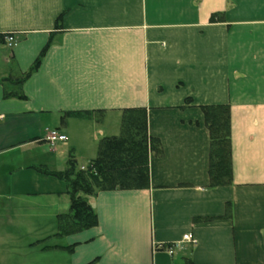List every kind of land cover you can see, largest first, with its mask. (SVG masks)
<instances>
[{
	"label": "crops",
	"instance_id": "1",
	"mask_svg": "<svg viewBox=\"0 0 264 264\" xmlns=\"http://www.w3.org/2000/svg\"><path fill=\"white\" fill-rule=\"evenodd\" d=\"M0 35V264H264V0H0ZM216 104L234 181L210 188ZM135 107L162 149L149 188L86 195L97 225L59 235L71 198L42 172L64 169L50 130L94 159Z\"/></svg>",
	"mask_w": 264,
	"mask_h": 264
},
{
	"label": "trees",
	"instance_id": "2",
	"mask_svg": "<svg viewBox=\"0 0 264 264\" xmlns=\"http://www.w3.org/2000/svg\"><path fill=\"white\" fill-rule=\"evenodd\" d=\"M59 22L60 18L57 27ZM0 37L4 39L2 35ZM47 48L43 49L26 77L38 69ZM201 109L210 134L209 187L230 186L234 181L231 107L229 104H216L204 105ZM122 113L120 134L106 136L99 141L97 155L85 170L78 169L76 159L71 154L65 170L42 171L63 179L69 187L70 210L58 217L59 235L76 233L97 225V214L86 195L100 191L149 188V157L151 152L161 154L160 141L149 134L146 108H128ZM71 114H64L63 120Z\"/></svg>",
	"mask_w": 264,
	"mask_h": 264
},
{
	"label": "rangeland",
	"instance_id": "3",
	"mask_svg": "<svg viewBox=\"0 0 264 264\" xmlns=\"http://www.w3.org/2000/svg\"><path fill=\"white\" fill-rule=\"evenodd\" d=\"M106 131L108 132V134H115V135H119L120 134V130H121V121L120 120H111V122H109L108 124V127H105ZM52 130H50L51 132ZM77 133L76 135V138L78 140H80V137L82 135H85L82 133L81 129L80 128H76L75 131ZM94 132H95V129H94ZM95 134L97 135V133L95 132ZM82 144H81V148L82 150H85V145H84V142L80 141ZM98 147V143L97 145H95ZM96 147V149H97ZM55 153L57 152L59 155H61L62 152L65 153V156H64V160H63V163L62 165L60 166H64V169L65 170L67 167H68V161H69V158L71 156V154L74 156V158L76 159V163H77V167L78 169L80 168L81 165L85 164V166L87 167L89 164H90V161L92 160L91 158L90 159H82L81 158V155H75L73 152H72V149L70 148V150H68V147H63L61 148V144L60 142H57L56 143V149H55ZM87 154L90 153V151H86ZM76 156V157H75ZM66 164V165H65ZM62 168V167H61Z\"/></svg>",
	"mask_w": 264,
	"mask_h": 264
},
{
	"label": "built area",
	"instance_id": "4",
	"mask_svg": "<svg viewBox=\"0 0 264 264\" xmlns=\"http://www.w3.org/2000/svg\"><path fill=\"white\" fill-rule=\"evenodd\" d=\"M7 41L9 42V45H12L14 42V36L13 35H8L7 36ZM47 141L50 143L51 146H55L57 142L59 141H66L67 140V136L65 134L59 133L57 131H51L48 136L46 137ZM87 167L86 166H82L81 169L85 170ZM184 240L195 243V239L192 238V236L190 234H186L184 236ZM176 248V245H169L167 247H165V250L170 253L173 254L174 250Z\"/></svg>",
	"mask_w": 264,
	"mask_h": 264
}]
</instances>
